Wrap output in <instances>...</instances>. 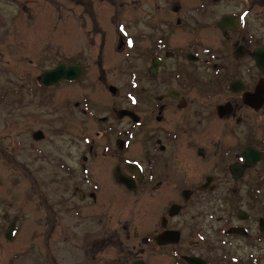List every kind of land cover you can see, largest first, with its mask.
Segmentation results:
<instances>
[{
	"label": "flooded vegetation",
	"instance_id": "flooded-vegetation-1",
	"mask_svg": "<svg viewBox=\"0 0 264 264\" xmlns=\"http://www.w3.org/2000/svg\"><path fill=\"white\" fill-rule=\"evenodd\" d=\"M97 2L86 0L81 14L83 28L92 9L90 47L103 35L93 15L106 25ZM240 3L243 13L215 25L225 64L205 72L198 66L210 65L212 49L197 37L210 23L183 21L176 0H149L128 13L127 104L111 103L96 118L91 98L76 103L98 122L96 137L85 133L83 118L74 125L80 170L65 163L63 183L31 182L30 198L2 205L0 264H264V70L257 64L264 42L246 40L245 23L264 0ZM225 17L235 19L226 31ZM111 35L101 50L124 47L116 28ZM183 35L191 37L185 46ZM247 59L254 69L246 70ZM78 64L81 82L89 70ZM48 133L32 136L39 144Z\"/></svg>",
	"mask_w": 264,
	"mask_h": 264
},
{
	"label": "rangeland",
	"instance_id": "rangeland-1",
	"mask_svg": "<svg viewBox=\"0 0 264 264\" xmlns=\"http://www.w3.org/2000/svg\"><path fill=\"white\" fill-rule=\"evenodd\" d=\"M97 1L96 7L105 12L103 21L106 25L93 15L103 35L93 38L96 45L90 47L84 40L89 37L91 27L87 16L90 18L92 9L82 16L83 28L81 19L86 0H34L31 3L24 0L30 3L27 6H20L21 0H0V223L5 212L2 205L16 204L15 200L19 198H30L31 182L63 183L64 175L59 170H63L65 163L70 165V170H80L78 137L81 132L74 125L85 117L82 109L76 108V103L84 96L91 98L93 114L98 118L105 115L111 103L125 105L128 102L125 98L130 86L126 49L130 27L128 13H133L139 5L147 6L149 0H140L143 1L141 4L139 0ZM176 1L184 8L183 21L212 26L202 33V29L198 31L197 38L200 36L212 49L208 53L210 65L203 63L198 70L205 72L213 70V65L225 64V56L216 51L223 53L220 47L226 42L215 25L225 15L243 13L240 0H217L221 1L217 5L203 0ZM245 23L246 40L264 42V9L254 7ZM115 28L120 35L118 45L122 38L124 47L105 46L101 50V44H107ZM190 40V36L183 35L181 44L185 46ZM60 62H78L89 70V74L81 82L61 84L50 90L40 89L37 78ZM245 65L246 70L254 69V62L249 59ZM144 83L146 85L147 81ZM109 85L117 88V100L110 96ZM85 120V133L95 138L98 122L94 124L88 117ZM67 123H70V130L65 133ZM38 130H48L49 139L37 144L32 132ZM95 140L101 142L100 138ZM68 147H71L69 158L66 157ZM109 166L113 167L110 161ZM27 225L31 227V224Z\"/></svg>",
	"mask_w": 264,
	"mask_h": 264
},
{
	"label": "water",
	"instance_id": "water-1",
	"mask_svg": "<svg viewBox=\"0 0 264 264\" xmlns=\"http://www.w3.org/2000/svg\"><path fill=\"white\" fill-rule=\"evenodd\" d=\"M235 19L234 17H225L220 23H219V27L226 31L227 27L234 23ZM258 54V67L262 70H264V59L262 58V56L264 55V50H259ZM83 75V71L82 69L77 66L74 65L70 68L66 67L64 64H60L56 69L46 72L44 73L40 79H39V83L43 86V87H50V86H57L60 83H62L63 81H69V82H73V81H77L79 80ZM234 87V85H233ZM112 93H116V89L114 87L110 88ZM260 91V89H258V92ZM129 114L127 111H120L117 113V115L120 118H123L125 115ZM14 227L9 229V232H13Z\"/></svg>",
	"mask_w": 264,
	"mask_h": 264
}]
</instances>
